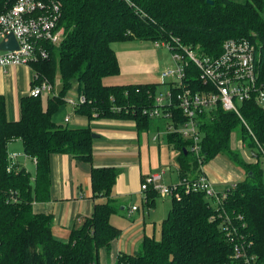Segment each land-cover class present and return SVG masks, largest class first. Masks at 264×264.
<instances>
[{
  "label": "trees",
  "instance_id": "obj_1",
  "mask_svg": "<svg viewBox=\"0 0 264 264\" xmlns=\"http://www.w3.org/2000/svg\"><path fill=\"white\" fill-rule=\"evenodd\" d=\"M17 1L0 0V14ZM40 1L59 6L58 29H63L64 38L59 45L38 41V50H46L48 56L39 54L31 62L35 72L32 87L44 80L54 85L59 71L62 89L48 97L47 106L43 95L21 97L17 120L8 118L6 98L0 93V264H264V171L261 161H249L232 147V132L239 125L243 139L247 135L249 144L257 145L234 111L219 105L199 114V155L191 149L192 140L178 132L165 134L169 145L179 151L181 183L179 196L172 197L171 209L161 223V238L147 235L138 251L107 263L100 259L101 249H110L122 234L111 222L118 211L112 192L121 170L94 165V132L89 125L70 127L54 119L77 84L79 96L84 94L87 100L74 110L89 121L134 120L140 132L186 121L178 113L176 100L170 106L174 119L150 115L157 106L158 83H104L106 77L121 73L114 42L165 41L218 57L227 40L249 38L256 44L258 71L264 82V0ZM195 84L196 89L205 88L199 80ZM177 92L173 88L174 95ZM241 113L264 145V106L245 101ZM16 139L35 160V176L26 168H9L8 147ZM221 153L234 159L247 176L218 192L226 196L218 203L212 198L213 203L205 192L188 190L183 181L196 176L201 164L207 165ZM54 154H68L90 164L93 196L106 199L95 204L93 213L72 229L66 241L53 233V214L34 210L35 201L51 198ZM146 193L147 203L153 205L159 193L153 188ZM236 247L247 256L238 257Z\"/></svg>",
  "mask_w": 264,
  "mask_h": 264
},
{
  "label": "crops",
  "instance_id": "obj_2",
  "mask_svg": "<svg viewBox=\"0 0 264 264\" xmlns=\"http://www.w3.org/2000/svg\"><path fill=\"white\" fill-rule=\"evenodd\" d=\"M138 41L140 40L113 43L119 44L118 48H114V50L120 63V74L127 76L133 74L158 75L157 52L155 49L150 51V48L144 47L143 44L139 45ZM155 45L157 44L155 43ZM34 77L35 72L29 65L8 66L0 69V93L6 98L7 116L10 120L19 119L20 99L29 94ZM155 80L152 82H157ZM63 107L54 115L56 122L61 124L72 122L70 127L89 125L93 132L98 135L94 138V165L116 166L121 170L112 192V199L116 206H121L122 214L126 215L129 220L120 218V216L115 217L119 214L118 211L111 216L112 224L120 227L122 234L113 241L110 249L102 248L100 251L101 261L115 262L121 254H132L138 251L145 236H155L157 217L159 216L157 200L160 197L156 199L153 205L147 203L146 192L142 191L141 183L145 176L152 173H161L162 182L172 183L176 181L178 183L180 181L178 154L176 155L178 173L173 174L171 172L172 161L164 156L166 146H162L160 142L151 144L150 138L144 132L138 131L134 120L94 118L89 121L87 118L77 115L74 107L72 108L73 116L66 110H64L66 113L58 116ZM56 116L58 117L56 118ZM66 118L69 119L66 120ZM157 140L159 138L154 139V141ZM18 141L21 140L12 141L8 147L11 154L14 152L17 154L13 160L14 166L26 168L35 176V160L25 153L24 159H18V154H21L19 148L17 151ZM151 145L154 153H150ZM13 146L15 149H12ZM169 147L172 146L169 145ZM145 156H148L150 161L152 157L157 156L159 163L148 168L146 167ZM29 160L32 161V164ZM209 168L210 170L206 168L205 170L214 186L221 185L225 189L234 180V177L230 175L218 173L213 166H209ZM90 169V164L76 160L68 154L52 155L51 198L47 201H35L34 210L38 213L53 214L52 229L58 239L68 240L72 229L80 226L85 218L93 213L95 204L106 200L93 196ZM167 174L168 178L165 179ZM193 176L194 174L190 177ZM164 199H167L166 196ZM133 206L138 208L132 210ZM171 206L172 204L169 206L170 209ZM146 211H148V218ZM151 223L153 233L150 229Z\"/></svg>",
  "mask_w": 264,
  "mask_h": 264
},
{
  "label": "built area",
  "instance_id": "obj_3",
  "mask_svg": "<svg viewBox=\"0 0 264 264\" xmlns=\"http://www.w3.org/2000/svg\"><path fill=\"white\" fill-rule=\"evenodd\" d=\"M52 5L53 7L40 0H18L11 9L0 14V43L2 40H7V36L12 33L18 43L16 49L2 50L0 48V69L16 65L30 66L39 54L47 57L46 50L42 48L38 50L40 40H48L55 45L62 42L64 31L58 29L59 6ZM155 43L157 46L162 45L168 48L174 65L166 67L161 72L162 78L170 80L169 89L165 94H155L157 106L150 115L174 119L170 106L176 100L178 113L186 118V121L179 125H175L174 122L169 123L164 134L178 132L184 138L192 140L191 149L199 155L201 151L199 114L220 105L227 111H234L255 138L257 149L252 151L248 160L261 161L264 171V145L257 141L241 113V105L245 101L255 100L259 105L264 106V82L260 80L258 71L256 44L249 38H232L224 43L221 55L215 57L202 55L195 49L180 47L178 44L171 46L165 41ZM194 79L196 80L193 81ZM198 80L205 85L204 89L195 88ZM173 88L178 89L176 95L173 93ZM44 92L51 94L55 92L54 85L47 80L31 87L29 94L37 97L43 95ZM86 100V96L82 94L70 103L75 107ZM16 156L17 154L10 153V169L14 166L13 160ZM183 182L188 190L195 189L205 192L217 203L226 196L225 193L219 196L203 164H201L200 173L196 171V176L185 178ZM180 183L181 181L176 185H166L162 183L161 173H152L143 178L141 189L146 192L153 188L162 196L178 197L177 189ZM137 208L133 206L132 210ZM236 251L238 257L247 256L238 247Z\"/></svg>",
  "mask_w": 264,
  "mask_h": 264
},
{
  "label": "rangeland",
  "instance_id": "obj_4",
  "mask_svg": "<svg viewBox=\"0 0 264 264\" xmlns=\"http://www.w3.org/2000/svg\"><path fill=\"white\" fill-rule=\"evenodd\" d=\"M138 44H143L144 47H149L150 51L152 49H155V51L157 52V61L159 64V71H158V75L153 76V75H145V74H133L131 76H127V75H118V76H109L106 77L104 79V83L107 85H115V84H131V83H150L153 80L157 81L155 83H158V88H157V94H165L167 92V90L169 89V79L166 78H162L161 77V72L167 67V66H172L174 65V60L172 58L171 52L168 50V48H166L165 46H157L155 45V42L152 41H138ZM119 46V44H113L112 47L117 49ZM54 87H55V92L56 94H58L61 89H62V81H61V76L59 74V71L57 73V77L54 83ZM77 84H74L73 88L67 93L66 95V105L67 107H63V109L61 110V112L58 114V116L68 112L70 113V115L73 116V106L70 103L71 100H77L79 97V94L77 92ZM53 93V94H54ZM53 94L48 93V92H44L43 94V102L44 104H46L47 106V99L49 96H52ZM64 110H66V112H64ZM56 116V118L58 117ZM63 125H70L72 126V122L69 124L64 123ZM167 129V124L166 126L164 125V128L162 130H158V129H152L150 131H145L144 133L146 134V136L148 138H150V142L151 144H158L159 142L161 143V145L166 146V153H165V158H167L168 160L172 161V173L177 174L178 173V168H177V162H176V155H179V151L176 150L174 147H169L168 141H167V137L164 134V131H166ZM158 135V136H157ZM156 140L157 138H159V140L154 141V139ZM14 142V141H13ZM250 140L248 138V136L246 135V137H244L243 139V133H242V126L239 125L238 127H236L233 132H232V138H231V145L233 148L238 149L243 156H245L246 159H249L252 155V151L257 149V145L256 146H251L250 144ZM168 146V149H167ZM18 148L20 150L21 154H18V159H24L25 158V151L23 148V145L21 143V141H18V145H17V151ZM152 145H151V149H150V153H154L153 149H152ZM12 149H15V147L13 146ZM11 149V150H12ZM24 151V152H23ZM15 153V152H14ZM25 153V154H24ZM29 162L32 164V161L29 160ZM145 162H146V167H154L159 163V160L157 159V156L154 158L152 157L151 161L149 159L148 156H145ZM164 164V161H163ZM209 166H213L218 173H223L225 175H230L231 177H234V180L231 181V183L229 184V186H232L235 182L245 179L247 176V173L245 171V169L243 167H241L234 159H232L227 153H221L219 154L216 158H214L211 162H209V164H207L205 166L206 169L210 170ZM31 169V168H29ZM146 177V176H145ZM168 178V174L167 176H165V179ZM166 185H176L177 182H172V183H165L162 182ZM179 183V182H178ZM224 186L218 185L215 186V188L217 189V192H221L224 188ZM223 188V189H222ZM147 195V193H146ZM159 200H157L158 205H157V209H159V216L157 217V227H156V233H155V237L156 239H160L161 238V221L164 219V217L166 218L168 211L170 209V205L172 204V197H167V199H164V196L159 194ZM158 199V198H157ZM169 200V201H168ZM211 201L214 203L215 200L211 198ZM142 202V201H141ZM140 202V205L142 204ZM118 207V215L116 216H120V218H124L125 220H129V218H127L126 215H123V211L120 210L119 205H117ZM142 208V205H141ZM142 211V210H141ZM143 212V211H142ZM148 215V211H146V216ZM160 217H163L160 219ZM148 218V216H147ZM120 228V227H118ZM150 229L152 232L153 229V225L151 223L150 225ZM153 233V232H152ZM153 235V234H151Z\"/></svg>",
  "mask_w": 264,
  "mask_h": 264
},
{
  "label": "water",
  "instance_id": "obj_5",
  "mask_svg": "<svg viewBox=\"0 0 264 264\" xmlns=\"http://www.w3.org/2000/svg\"><path fill=\"white\" fill-rule=\"evenodd\" d=\"M210 3H213L212 0H209ZM18 47V43L16 40L15 35L12 33L7 36V40H2L0 43V48L2 50H11L16 49ZM98 135L96 133H93V138H96Z\"/></svg>",
  "mask_w": 264,
  "mask_h": 264
}]
</instances>
